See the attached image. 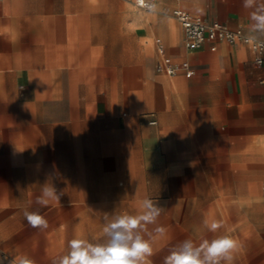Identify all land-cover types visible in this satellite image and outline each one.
<instances>
[{
	"label": "crops",
	"instance_id": "crops-1",
	"mask_svg": "<svg viewBox=\"0 0 264 264\" xmlns=\"http://www.w3.org/2000/svg\"><path fill=\"white\" fill-rule=\"evenodd\" d=\"M133 1L0 0V256L52 264L74 238L102 241L104 213L135 215L150 198L164 211L148 232L167 229L150 264L225 233L241 244L233 264H264V62L242 43L185 48L173 16L248 35L251 10ZM45 182L63 195L41 207ZM25 210L49 227H30Z\"/></svg>",
	"mask_w": 264,
	"mask_h": 264
},
{
	"label": "clouds",
	"instance_id": "clouds-1",
	"mask_svg": "<svg viewBox=\"0 0 264 264\" xmlns=\"http://www.w3.org/2000/svg\"><path fill=\"white\" fill-rule=\"evenodd\" d=\"M144 0H138L143 4ZM154 7V5H149ZM242 7L250 9L252 21L247 35L248 42L257 45L255 49H264V42L258 43V37L264 35V0H242ZM63 192L58 191L53 183L45 182L36 204L47 207L51 201L59 202ZM164 207L150 198L140 202L135 215L104 213L102 241L95 238H74L68 241L67 252L52 259V264H150L154 255V240L166 235L163 226L148 232L149 225L157 224ZM28 225L44 231L49 227L48 220L39 210H25L23 213ZM204 227L216 233L222 222L212 219L203 221ZM145 233L149 238L145 239ZM241 247L240 241L228 233L215 236L211 240L185 239L170 249L164 257L163 264H233L234 255ZM11 259H8V256ZM35 264L34 260L24 254H7L0 256V264Z\"/></svg>",
	"mask_w": 264,
	"mask_h": 264
},
{
	"label": "built area",
	"instance_id": "built-area-1",
	"mask_svg": "<svg viewBox=\"0 0 264 264\" xmlns=\"http://www.w3.org/2000/svg\"><path fill=\"white\" fill-rule=\"evenodd\" d=\"M133 3L138 8L146 11H151L155 6V0H144L143 4L138 3V0H134ZM173 16L180 23L183 30V44L185 48L194 50L209 45L211 50L215 49L217 42H226L229 44L242 43L248 46L253 54V62L255 65H261L264 62V49H255V46L248 42L247 34L242 29H230L224 23L217 20H207L200 16L192 15L182 9L176 8L173 10ZM156 44L158 51L163 53L164 47L160 39L157 38ZM264 42V39L258 38V43ZM158 70H164L165 73L172 75L175 73L176 68L171 66H161ZM191 70L186 74L190 75Z\"/></svg>",
	"mask_w": 264,
	"mask_h": 264
}]
</instances>
